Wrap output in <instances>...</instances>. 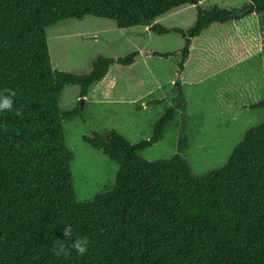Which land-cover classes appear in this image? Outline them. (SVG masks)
Instances as JSON below:
<instances>
[{
    "label": "trees",
    "instance_id": "trees-1",
    "mask_svg": "<svg viewBox=\"0 0 264 264\" xmlns=\"http://www.w3.org/2000/svg\"><path fill=\"white\" fill-rule=\"evenodd\" d=\"M249 1L264 15V0ZM185 5L195 7L190 26L155 21ZM249 13L246 6L203 8L198 0H0V95L12 99V109L0 111V264H264V123L247 129L223 166L204 173L181 156L188 147L184 126L176 154L155 161L139 155L163 138L183 105L179 98L147 139L130 142L116 129L84 136L118 170L111 187L78 201L62 124L83 117V109L59 105L69 85L79 87L80 98L99 89L109 98L112 68L141 57H177L179 82L203 30ZM85 16L119 28L146 26L154 36L179 37L183 46L97 55L86 73L53 69L46 28ZM249 108H264V98ZM81 237L88 240L84 255L72 248Z\"/></svg>",
    "mask_w": 264,
    "mask_h": 264
},
{
    "label": "rangeland",
    "instance_id": "rangeland-1",
    "mask_svg": "<svg viewBox=\"0 0 264 264\" xmlns=\"http://www.w3.org/2000/svg\"><path fill=\"white\" fill-rule=\"evenodd\" d=\"M248 2L198 0L203 8L248 9ZM194 20V5H185L155 21L186 28ZM46 39L52 68L75 73L88 72L97 55L123 57L183 46L175 35L154 36L146 26L119 28L114 21L95 16L59 21L46 28ZM177 60L141 57L134 66L112 68L115 84L109 98L102 96V89L83 98L76 85L63 89L60 108L83 109V117L62 124L66 146L74 153L70 170L78 201L92 200L111 187L118 170V165L85 142L84 136L116 129L130 142L147 139L152 123L179 98L183 105L163 138L139 155L155 161L176 154L178 134L184 126L188 147L181 156L195 173H204L223 166L247 129L264 123V108H249L264 98V15L211 24L196 39L179 82L175 78ZM155 100L161 102L153 103Z\"/></svg>",
    "mask_w": 264,
    "mask_h": 264
},
{
    "label": "clouds",
    "instance_id": "clouds-1",
    "mask_svg": "<svg viewBox=\"0 0 264 264\" xmlns=\"http://www.w3.org/2000/svg\"><path fill=\"white\" fill-rule=\"evenodd\" d=\"M10 109H12L11 97L0 95V111L10 110ZM64 234L65 236L71 235V228L66 226ZM87 247H88V240L86 237H81L72 244V248H74L77 254L79 255H84L87 250ZM63 252H64V245L61 244L57 249V254H61Z\"/></svg>",
    "mask_w": 264,
    "mask_h": 264
},
{
    "label": "crops",
    "instance_id": "crops-1",
    "mask_svg": "<svg viewBox=\"0 0 264 264\" xmlns=\"http://www.w3.org/2000/svg\"><path fill=\"white\" fill-rule=\"evenodd\" d=\"M248 4H249V2H248ZM248 4H247V6H249ZM249 11H250V10H249ZM251 14H255V13L252 12V11H250L249 15H251ZM242 17H244V16H242ZM235 21H237V20H235ZM231 22H232V21H231ZM206 29H207V28H206ZM206 29H205V30H206ZM203 31H204V30H203ZM203 31H202V32H203ZM202 32L200 33V35L202 34ZM200 35H199V36H200ZM199 36H198V37H199ZM198 37H197V38H198ZM197 38H196V39H197ZM196 39L194 40V43H195ZM193 48H194V44H193ZM193 48H192V50H193ZM191 56H192V53H191ZM190 58H191V57H190ZM188 62H189V61H188ZM187 64H188V63H187ZM184 71H185V70H184ZM180 80H181V79H180Z\"/></svg>",
    "mask_w": 264,
    "mask_h": 264
},
{
    "label": "water",
    "instance_id": "water-1",
    "mask_svg": "<svg viewBox=\"0 0 264 264\" xmlns=\"http://www.w3.org/2000/svg\"><path fill=\"white\" fill-rule=\"evenodd\" d=\"M249 10L254 12V6H253V4L251 2L249 3V8L247 9V11H249ZM177 85H178V83H177Z\"/></svg>",
    "mask_w": 264,
    "mask_h": 264
}]
</instances>
